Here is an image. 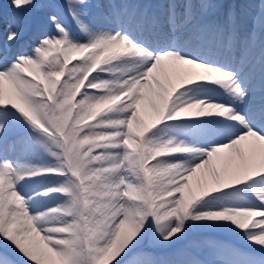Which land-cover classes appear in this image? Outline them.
Wrapping results in <instances>:
<instances>
[{"label":"snow or ice","instance_id":"snow-or-ice-1","mask_svg":"<svg viewBox=\"0 0 264 264\" xmlns=\"http://www.w3.org/2000/svg\"><path fill=\"white\" fill-rule=\"evenodd\" d=\"M0 264H264V0L0 6Z\"/></svg>","mask_w":264,"mask_h":264},{"label":"rangeland","instance_id":"rangeland-1","mask_svg":"<svg viewBox=\"0 0 264 264\" xmlns=\"http://www.w3.org/2000/svg\"><path fill=\"white\" fill-rule=\"evenodd\" d=\"M37 2L39 3V0H37ZM0 6H2V11L3 13L6 15L8 13V11L10 10L11 7V0H0ZM38 11V10H37ZM75 61H72V63H74ZM63 79V78H62ZM5 91H9V86L7 84L4 85ZM146 119H150L149 116H146ZM193 184L195 185V181L193 182ZM53 206H55V198H53L50 201ZM253 218H251L249 221H247V223L249 225H251ZM255 220V219H254ZM197 239L200 241V246L196 249L197 253L199 255H203V256H207L210 254L211 252V244L215 241H230V237L228 236V234H224V233H213V234H209L207 236H203V237H197Z\"/></svg>","mask_w":264,"mask_h":264},{"label":"bare ground","instance_id":"bare-ground-1","mask_svg":"<svg viewBox=\"0 0 264 264\" xmlns=\"http://www.w3.org/2000/svg\"><path fill=\"white\" fill-rule=\"evenodd\" d=\"M179 71V70H178ZM222 160H223V157H218L216 160H215V163L217 166H219L221 163H222ZM196 180V178H193V182ZM256 219V217H253V220Z\"/></svg>","mask_w":264,"mask_h":264}]
</instances>
